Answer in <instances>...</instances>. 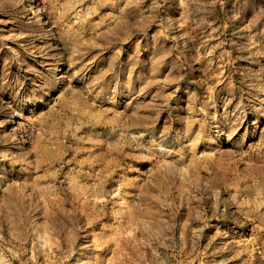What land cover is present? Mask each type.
<instances>
[{
    "label": "rangeland",
    "instance_id": "rangeland-1",
    "mask_svg": "<svg viewBox=\"0 0 264 264\" xmlns=\"http://www.w3.org/2000/svg\"><path fill=\"white\" fill-rule=\"evenodd\" d=\"M0 264H264V0H0Z\"/></svg>",
    "mask_w": 264,
    "mask_h": 264
}]
</instances>
